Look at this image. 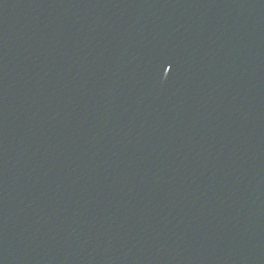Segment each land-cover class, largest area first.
I'll return each mask as SVG.
<instances>
[{"label":"water","instance_id":"obj_1","mask_svg":"<svg viewBox=\"0 0 264 264\" xmlns=\"http://www.w3.org/2000/svg\"><path fill=\"white\" fill-rule=\"evenodd\" d=\"M0 264H264V0H0Z\"/></svg>","mask_w":264,"mask_h":264}]
</instances>
